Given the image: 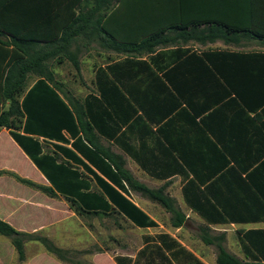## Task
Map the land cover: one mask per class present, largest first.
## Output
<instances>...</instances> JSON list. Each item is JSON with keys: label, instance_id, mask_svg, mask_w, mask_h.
I'll use <instances>...</instances> for the list:
<instances>
[{"label": "crops", "instance_id": "0c3cea01", "mask_svg": "<svg viewBox=\"0 0 264 264\" xmlns=\"http://www.w3.org/2000/svg\"><path fill=\"white\" fill-rule=\"evenodd\" d=\"M161 1L122 0L111 11L112 30L124 41L137 40L145 26L165 30L164 44L151 53H118L80 39V72L85 64L92 67L95 87L83 103L101 99L108 112L96 119L99 142L125 160L136 181L151 190L164 188L186 217L183 225L165 226L158 214L170 222L172 213L129 189L127 198L156 226L140 228L120 214L148 235L134 255L116 257L130 259V264H219L223 249L243 264H263L254 250L248 252L245 235L264 231V42L246 36L236 42L210 40L211 24H187L189 19L179 18L178 3ZM16 10L20 18L13 16L15 10L6 13L0 0L2 23L21 24L22 9ZM5 35L10 37L7 31ZM101 73L102 85L119 89L127 103L120 105L113 96L104 100ZM55 143H46L47 150L53 151ZM0 171L5 172L0 176V220L17 231L39 234L77 215L63 196L51 198L11 175L52 186L7 129L0 131ZM190 185L189 203L184 190ZM198 187L205 195H198ZM189 218L196 224L188 225ZM214 218L223 220H210ZM186 230L194 234L191 243L177 236ZM4 238L0 236V264H18L11 240ZM234 238L237 256L229 246ZM116 257H96L93 264H117ZM20 264L69 263L46 252L26 256Z\"/></svg>", "mask_w": 264, "mask_h": 264}, {"label": "trees", "instance_id": "16d2710c", "mask_svg": "<svg viewBox=\"0 0 264 264\" xmlns=\"http://www.w3.org/2000/svg\"><path fill=\"white\" fill-rule=\"evenodd\" d=\"M120 2L122 0H2L6 13L15 10L13 16L17 14L20 18L16 8L22 9V23H2L0 19V131L7 129L10 132L52 186L43 187L11 175L51 198L63 196L79 216L122 214L137 227H155L156 223L127 198L131 189L168 209L173 215V226H180L185 223V217L177 210L175 201L165 195L164 189L151 190L136 181L127 170L125 160L100 145L95 128L102 111L108 113L104 102L90 97L82 105L64 95L61 83L55 80L52 68L55 63L69 62L77 71L81 70L80 39L98 42L102 48L118 53L129 50L151 53L164 44L165 30L160 25L145 26L135 41H124L115 35L111 11ZM173 2L180 7L179 18L189 19L187 24L206 22L212 25L207 37L210 40L236 42L238 36H246L264 42V0ZM6 31L10 37L5 35ZM102 81L101 73L98 85L105 101L113 96L120 105L127 103L119 89L102 85ZM40 138H44L43 141ZM48 142H56L53 151L47 150ZM4 173L0 171V176ZM191 189L192 185L184 190L189 203ZM197 193L205 195L199 187ZM260 194L264 198V192ZM36 235L21 233L0 220V236L11 240L20 262L26 260L22 240ZM245 240L249 244L248 252L254 250L264 262V231L249 232ZM46 246L48 253L69 263L60 258L59 252L48 241ZM115 261L117 264L131 262L121 257H116ZM219 264L243 263L221 249Z\"/></svg>", "mask_w": 264, "mask_h": 264}, {"label": "rangeland", "instance_id": "374dc122", "mask_svg": "<svg viewBox=\"0 0 264 264\" xmlns=\"http://www.w3.org/2000/svg\"><path fill=\"white\" fill-rule=\"evenodd\" d=\"M53 69L55 70L56 82L61 83L62 88L65 87V89H62L64 95L78 100L83 105L85 96L90 93H95V87L92 83L94 79L92 67L90 68L86 64L83 65V74L77 71L69 62L63 65H57L55 63ZM99 143L101 146L108 148L101 144V142ZM160 189L164 188L159 187L155 191ZM140 194L145 196L142 193ZM157 217L165 226L173 224V217L170 219V222L169 216L166 214H158ZM195 224V221L189 218L188 225L193 226ZM145 235L148 234L136 229L132 224L117 214L109 216L76 215L65 225L51 228L36 236L25 238L22 241L25 243V255L27 258L48 252L46 246V241H48L59 252L60 258L70 264H93V260L96 257L114 258L118 255H134L142 247ZM152 235H155V233ZM193 235L191 230H186L177 236L191 243ZM4 239L6 240V238ZM229 246L231 247L232 253L237 256L240 249L235 238ZM18 264H20L19 261Z\"/></svg>", "mask_w": 264, "mask_h": 264}]
</instances>
